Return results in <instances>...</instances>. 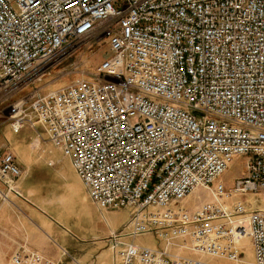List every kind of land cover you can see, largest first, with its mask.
<instances>
[{
	"label": "built area",
	"instance_id": "obj_1",
	"mask_svg": "<svg viewBox=\"0 0 264 264\" xmlns=\"http://www.w3.org/2000/svg\"><path fill=\"white\" fill-rule=\"evenodd\" d=\"M96 42L93 73L19 95ZM0 105L13 134L46 127L97 207L130 208L106 238L120 264L240 262L244 237L264 264V208L226 201L264 192V0H0ZM235 156L245 172L226 187ZM22 175L0 149L3 199L21 196ZM199 189L206 199L181 205ZM145 234L161 244L127 241ZM8 264L64 262L22 243Z\"/></svg>",
	"mask_w": 264,
	"mask_h": 264
},
{
	"label": "rangeland",
	"instance_id": "obj_2",
	"mask_svg": "<svg viewBox=\"0 0 264 264\" xmlns=\"http://www.w3.org/2000/svg\"><path fill=\"white\" fill-rule=\"evenodd\" d=\"M106 51L105 42H96L82 47L52 67L42 78L29 84L19 95L37 87H40L39 95H44L49 91L66 86L81 73L88 75L93 73L95 66L103 59ZM2 107L3 105H0V149L7 144L11 152L36 153V165L29 167L25 177H18L16 184L18 190L25 195H27L25 190L27 187H35L36 196H30V198L42 207L46 216L42 215L39 210H34L32 206L13 193L8 195V199H3L0 195V204L3 203L0 205V264H7L9 254L6 253V249L14 242V238L5 231L10 228L8 224L12 218L16 224L18 223L16 216H20L22 211L16 208L17 205L32 215L35 214L38 221L51 220L52 235L79 260L86 264H119L118 258L114 261L113 252L109 249L104 236L108 235L111 229L115 231L122 228L129 218L130 208L100 209L97 207L72 167L70 159L48 141L46 127L35 120L33 123L36 130L26 125L18 134H11L3 123ZM38 133L41 138L35 149L30 146L29 141ZM244 166L245 158L235 156L218 180H222L226 187L232 186L235 179L244 175ZM207 197L206 192L199 189L193 195L188 196L181 205L192 207ZM11 201L17 205H13ZM226 201L229 204L239 201L250 208L264 207V192L233 194ZM93 234L101 237L94 238ZM127 241L149 247L161 244V241L153 234L136 236ZM238 248L243 253L240 262L210 255L193 254V256L215 264H254L253 250L247 238L240 240ZM62 261L67 262L68 258L65 257Z\"/></svg>",
	"mask_w": 264,
	"mask_h": 264
},
{
	"label": "crops",
	"instance_id": "obj_3",
	"mask_svg": "<svg viewBox=\"0 0 264 264\" xmlns=\"http://www.w3.org/2000/svg\"><path fill=\"white\" fill-rule=\"evenodd\" d=\"M7 130L9 133H11L9 128H7ZM1 133H3V131H1ZM35 139H36V135L32 136L30 138L29 144L32 148L36 149V143H33V141ZM3 144H5V143H3ZM12 154L14 156L15 162L19 165L20 168H22L21 169L23 171L22 177H25L26 174L28 173L29 167H31L32 165H36V153L35 152H12ZM34 188H35L34 186L27 187L25 189L27 192V195H25L21 191H19L21 194V196H19V197L22 198L25 202H27L30 206H32V208L34 210H39L40 213H42V215L46 216L44 214V212L42 211V207H40L36 203V201H34L32 198H30V196H36V191ZM17 189H18V187H17ZM59 199H61V198H59ZM11 203L13 205H17V204H14L12 201H11ZM2 204H0V205H2ZM257 207H261V206H257ZM16 208H20V210L22 211V214L20 216H16L18 223L16 224V222L12 218L8 224V226H10V228H7L5 231V232L9 233V235L12 236V238H14L13 244L11 243L8 246V248L6 249V253L9 254L7 264L9 262V257L11 255V253L22 243H25L29 247L37 249V250L43 252L44 254L50 256L51 258H54V259L63 260V258L66 257V256L62 255V252L64 250L69 255H71L68 252V250L62 244H60L58 242V240L55 238V236H53L52 233L50 232V228L52 227L51 220L47 221L45 219H42L41 221H38L36 219L35 214L32 215L27 210H25L23 207L18 206V205ZM262 208H264V207H262ZM0 213H1V211H0ZM58 225L60 226V224H58ZM111 231H113V229H111L110 232ZM109 234L110 233H108V235ZM108 235L104 236L105 240L108 237ZM92 237L100 238L101 236H99L97 234H93ZM107 243H108V241H107ZM108 247L111 250L109 243H108ZM111 251L113 252V255H114V261L116 260V258L119 259V257H117V255H116V253L113 250H111ZM71 256H73L81 264H86L85 262L79 260V258L75 257L74 255H71ZM64 264H72V263L69 262V260H68L67 262H64ZM114 264H116V263H114Z\"/></svg>",
	"mask_w": 264,
	"mask_h": 264
}]
</instances>
